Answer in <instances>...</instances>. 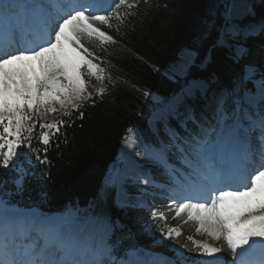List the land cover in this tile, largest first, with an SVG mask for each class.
Wrapping results in <instances>:
<instances>
[{
	"label": "snow or ice",
	"instance_id": "6c2138e0",
	"mask_svg": "<svg viewBox=\"0 0 264 264\" xmlns=\"http://www.w3.org/2000/svg\"><path fill=\"white\" fill-rule=\"evenodd\" d=\"M139 2L112 0L105 6L102 0H31L24 4L0 0V168L18 173V189L29 174L24 163L29 167L48 164L49 145L67 123L63 118L46 121V117L57 112L71 117L93 95L85 76L104 79V69L94 62L100 58L86 42L95 38L103 45L114 42V38L96 25L112 29L110 21L123 23ZM122 8L125 11H120ZM261 31L264 22L243 24L225 12L213 46L230 49L239 61L248 52L241 38ZM196 59V53L189 51L187 63L192 65ZM248 71H254V66L246 65L245 75ZM261 83L264 85V79ZM200 87L194 82L184 97L194 99ZM95 91L102 94L105 88ZM261 104L258 119L248 128L249 133L258 131L259 135L255 143L250 136L243 138L238 164L217 168L213 163L217 158L215 146L197 140L192 143L186 174L176 179L171 173L177 185L168 209L174 211L173 218L186 214L185 222H194L197 234L222 240L233 258L230 264H264V91ZM83 115L79 112L81 118ZM34 137L40 147L33 146ZM168 147L145 151L144 155L168 171ZM151 182L145 179V183ZM157 212L164 217L159 209H154L153 215ZM3 229L0 264H115L112 248L106 243L81 244L65 239L59 229L51 236L38 229V238L25 246L10 222ZM159 231L171 240L182 235L175 226L165 225ZM187 241L191 246L186 242L175 251L176 264H221L225 248L192 235Z\"/></svg>",
	"mask_w": 264,
	"mask_h": 264
},
{
	"label": "trees",
	"instance_id": "16d2710c",
	"mask_svg": "<svg viewBox=\"0 0 264 264\" xmlns=\"http://www.w3.org/2000/svg\"><path fill=\"white\" fill-rule=\"evenodd\" d=\"M229 1H140L123 23L116 21L113 25L116 41L105 55L110 73L102 81L90 77L88 90L93 95L79 111L74 110L71 117L58 115L67 123L49 145V163L35 167L24 163L29 174L23 179L22 189L14 186L17 172L0 168V191L21 207L39 204L53 211L69 204L85 206L92 197L105 196L107 211L118 210L113 194L102 188L114 179L111 167L128 131L145 127L151 108L183 85L181 78L170 76L169 64H165L174 61L182 48L189 47L202 61L208 57L205 64H200L205 66L197 69L201 74L207 73L203 78L216 74L228 80L245 63L253 62L246 58L236 63L228 48L213 46ZM257 5L254 4L252 16L264 20V0ZM250 37L256 42L249 49L251 55H256L255 48L264 44V37ZM100 87L105 91L97 94L95 89ZM182 107L204 120L205 109L192 107L185 99L179 109ZM79 112H83L82 118ZM174 127H180L179 121ZM33 146L40 147L37 140ZM20 159L23 162V157Z\"/></svg>",
	"mask_w": 264,
	"mask_h": 264
},
{
	"label": "rangeland",
	"instance_id": "374dc122",
	"mask_svg": "<svg viewBox=\"0 0 264 264\" xmlns=\"http://www.w3.org/2000/svg\"><path fill=\"white\" fill-rule=\"evenodd\" d=\"M107 1V0H106ZM257 1H259V0H232V1H229V4H228V6H227V10L225 11V12H228L232 17H234L236 20H238V21H240L241 23H243V24H259L260 23V21H257V20H255V18L253 17V16H251L248 12H250V7L252 6V8L254 7V2H257ZM131 2V1H130ZM224 15H225V13L223 14V16H222V22H223V19H224ZM96 26H99L100 27V25L99 24H97ZM262 32H260V34H261ZM252 36H256V35H252ZM251 37L250 36H248L246 39L245 38H241V43H243L244 44V46L247 48V44L249 43V44H254V40H251L250 39ZM87 43L90 45V46H92L93 44H94V46L95 47H97V52H95V54L100 58V55L101 54H104V55H107L108 54V52L110 51V47H108V43H106V44H101L99 41H97L95 38H93L92 40H90V41H87ZM260 46H262L261 48H260V50L258 51V58H257V62H255V63H253V64H251L252 66H254V71H248L247 72V74L245 75V68H244V70H243V74L246 76V78L248 79V80H251V79H253V87L255 88H257V89H264V85H262V83H261V81H262V78H257V77H259V76H263V74H264V44H260ZM90 48V50L92 51V49H91V47H89ZM188 50H189V47H186ZM228 50H230V49H228ZM231 51V50H230ZM93 52V51H92ZM232 52V51H231ZM188 53H189V51H186V52H184V53H181V54H179V57H177L176 59H175V61L174 62H172V64H170V66L168 65L169 63H167V64H165V65H168L167 67H170L171 69H170V72L174 75V77H175V75L176 76H178V77H180L182 80H185V79H187V78H189L190 76L189 75H187V73L189 72V69L193 66V65H195L199 60H201V62H202V58H200V59H196V61H195V63L194 64H192V65H189L188 63H187V59H188ZM233 59V61L235 62V58L234 57H232ZM244 59H245V56L243 57ZM242 58V59H243ZM100 59H102V60H104L102 57L100 58ZM190 80H192V79H190ZM189 80V81H190ZM194 82H199L200 84H201V87H200V90L199 91H197V93H196V95H195V98H194V100H201L202 99V97H203V95H204V91H203V83H202V80L201 79H195V78H193V80L192 81H190V83L188 84V87L187 88H189V87H191L192 86V84L194 83ZM186 88V89H187ZM185 89V90H186ZM190 99H192V98H190ZM183 100V98L181 99V101ZM181 101L179 102V103H177V105L175 106V107H172V109L171 110H175V109H178L179 108V105L181 104ZM173 102V101H172ZM213 101H211V103H212ZM232 104H233V100H229V102L227 103V105L225 106V109H224V111L223 112H221V114H220V116H219V121L216 123V124H212V116H214L215 115V112H214V114H212L213 113V111H212V113L211 114H209V115H207V114H205V118H204V121H208V122H210L211 124H209V128H210V130H212V131H216L219 127L220 128H223L222 127V123L227 119L228 120V125L226 126V127H224V129H225V131H227L228 133H232L233 131H234V129H235V127H237L236 126V124H235V122H234V118H233V116H232V114H231V112H230V110H231V106H232ZM57 107H58V105H57ZM167 108V107H166ZM165 109V108H164ZM164 109H162V110H158V111H156V112H154V113H157V114H159V115H157V118L156 119H154L153 121H151V120H149V122H150V124L149 125H151L152 126V124H153V122H155L156 120H158V118H159V116L161 115V114H168L167 112H165L164 111ZM203 109H205L206 111H207V109L206 108H203ZM192 111V110H191ZM160 112H162L161 114H160ZM59 113H61V112H57V113H54V114H49L47 117H46V121H54L55 119H56V117H57V115L59 114ZM154 113H153V115H154ZM195 114V112H190L189 111V113L186 115V116H184L186 119H189V117L192 115V114ZM152 115V116H153ZM150 126V127H151ZM171 128H173V126H169L167 129H171ZM186 129V128H185ZM184 129V130H185ZM153 132H155V133H153V135L155 136V138H156V142H157V145L159 144V139H158V136H161V135H159L158 134V132H157V130L156 129H154V130H152ZM134 133V132H133ZM175 132H172V133H170V135H169V137H170V141L173 143V141L177 144L178 142H179V140H178V138L177 137H174L173 135H175L174 134ZM238 135V134H237ZM130 137V136H129ZM135 138H136V140L138 141V140H140L141 139V136H140V134H138V133H136L135 134V136H134ZM245 136H240L239 137V142H240V144H242L241 142H242V140H243V138H244ZM131 141H132V139H130ZM141 142L142 141H138V143H137V145H135L134 143H133V146L131 147V148H125V150H126V153H125V150H124V154H128L127 153V151H129V154L130 155H132L133 154V156H137V153H140V156H144V153H145V151H147V152H149V153H152V152H154V151H156L157 150V148H155V150H152V149H150V150H146L145 148H142V150H140V149H138V147H139V145L141 144ZM237 142V141H236ZM236 142H234V143H236ZM233 143V144H234ZM232 144V145H233ZM151 148H153V146H150ZM217 147H219V148H223L224 147V145H222V144H217ZM131 149V150H130ZM238 150H240V149H237L236 151H234L233 153H238ZM242 151V150H241ZM142 154V155H141ZM222 155V153H221V151L219 152V154H218V157L219 156H221ZM150 162H152V163H155L156 164V162L154 161V160H149ZM126 161H124V163H125ZM122 163V162H121ZM123 163V164H124ZM186 164V162H184L183 161V164ZM117 164L115 163V165H114V167L116 166ZM122 165V164H121ZM122 167V166H121ZM120 167V168H121ZM181 167H178V169H180ZM217 168H219V167H217ZM110 172H113V168H111V171ZM141 172L143 173V174H145V171L143 170V169H141ZM120 174V173H119ZM143 174H141V175H139V177H137V176H132V179L130 180V178H129V180L127 181V183H126V181L125 180H120V178L118 179L117 178V182H118V191H117V196H116V201H117V204L118 205H125L126 203H125V198H124V190H123V186L125 185V184H130V183H133V182H137L136 184H138L140 187H142V183L143 182H145V181H143L142 179H145V175H143ZM179 177V176H178ZM120 181L122 182V183H120ZM130 186H134V185H130ZM145 199H147L146 198V196H145V194L144 193H142V197L141 196H138V199H136V202H137V205L138 206H142V205H144V203H145ZM147 201V203H149L150 202V200H146ZM96 205H98L99 203H100V205H102L103 204V202H102V200L101 199H99V200H97L96 202ZM96 207V206H95ZM5 208H8L7 210H9V205L4 201V200H0V210H3V209H5ZM97 208V207H96ZM73 211H72V214H71V216L68 218V217H66V218H62V220H60V222H59V224H58V226L59 227H61L60 229H61V232H62V234L63 235H65V236H67V235H69V233H71V231L75 228V227H77V229H78V227H79V225L80 224H82L83 222H86L87 221V223H86V225H85V228L83 229V230H79V233L77 234V235H79L80 236V238H79V240L80 241H83V243L85 242V240L88 238V236H89V229L90 228H92V226H93V221L94 220H96L95 218H92V219H94L93 221L91 220V217H86L85 219H83V220H81L80 222H76L75 221V215L76 216H79L80 215V213L81 212H79V210H74V209H72ZM26 212V211H25ZM38 212V211H37ZM90 212V211H89ZM95 213L97 212V211H94ZM24 213V212H23ZM65 213V212H64ZM87 213V212H86ZM68 218V219H67ZM38 219H41L40 218V216L38 215ZM79 218L78 217H76V220L77 221H79L78 220ZM41 220H43V219H41ZM97 221V220H96ZM42 222H37V221H34V220H32V219H30L29 220V222H24V224H28V225H31V224H33L34 226H41V227H48V226H51V228H53V224L52 223H50V225H48V226H46V225H42L41 224ZM194 223V222H193ZM191 226L195 229L196 228V224L194 223V224H191ZM65 228V229H64ZM69 228V229H68ZM62 229H64V230H62ZM85 229H87V231H88V233H86L85 232ZM55 229L53 228V231H54ZM96 232H98V231H100V233H97L98 234V236L100 237V244H102V243H104V241H103V239H104V237L107 235V234H109L110 232H111V226L109 225V222L106 220V219H99V221H98V227H97V229L95 230ZM84 232V233H83ZM32 234H34V233H32ZM88 234V235H87ZM47 235H49V233H47ZM86 237V238H85ZM180 238H182V235L180 236ZM185 240H187V238H185ZM196 240H202V241H206V242H209V243H211V244H213L214 246H216V247H221V248H225V245H224V242L221 240V241H214V240H212L210 237H208L206 234H201V236L200 237H198V239H196ZM149 243H150V245H151V247L154 249V250H156V251H160V252H164L165 254H168L169 256H172V258L173 259H175V256H173V252H174V250L173 249H177V248H179V246L180 245H182V244H184L185 242H181L180 240H179V243H178V245L177 244H173V245H171V246H169V242H168V238L167 237H165V236H163V237H161V238H151L150 240H149ZM132 247H136L137 245H135V244H132L131 245ZM172 248V249H171ZM171 250H173V251H171ZM225 250H226V248H225ZM226 251H224V253H225ZM174 255H175V252H174ZM123 258H125V253H124V256H123ZM222 259H225L224 261H226V259H227V257L223 254L222 255ZM221 260V259H220ZM124 263V261L123 260H119L116 264H123ZM228 264H230V263H228Z\"/></svg>",
	"mask_w": 264,
	"mask_h": 264
},
{
	"label": "bare ground",
	"instance_id": "6f19581e",
	"mask_svg": "<svg viewBox=\"0 0 264 264\" xmlns=\"http://www.w3.org/2000/svg\"><path fill=\"white\" fill-rule=\"evenodd\" d=\"M110 0H107V2H109ZM106 2V0H103V2L102 3H105ZM180 99V96L178 95L174 100H173V102H172V105H169L167 108H165L164 109V111L165 112H169L171 109H172V107H175L177 104V102L179 103L181 100H179ZM183 100H184V98H183ZM182 100V101H183ZM182 101H181V103H182ZM174 104H176L175 106H173ZM178 106V105H177ZM180 106V105H179ZM179 109V108H178ZM158 113V112H157ZM157 113H154V115L153 116H151V118L149 119V120H151V121H153L154 119H156L157 118ZM200 120V119H199ZM179 121V120H178ZM200 121H204V120H200ZM234 142H236V139H233V140H231L230 141V143H228V144H226L223 148H221V153H222V155L223 154H228L229 155V157H230V159H231V164L232 165H235V163H239V160H240V156L242 155V149L241 150H238V153L236 152V153H233L234 151H236L237 149H239L238 148V145H237V142L236 143H234ZM234 143V144H233ZM242 143V142H241ZM233 144V145H232ZM131 146H132V141L131 140H129V143H128V148H131ZM131 150V149H130ZM127 155H126V157H125V160L124 161H126L124 164L122 163V167L119 169V173L120 174H118V179L120 178V180H125V175H126V173L131 169V168H133L134 167V159H133V157L129 154V151H127ZM221 155V156H222ZM146 173V172H145ZM150 178V177H149ZM172 182V181H171ZM120 183H122L121 181H120ZM173 184L172 183H169V185H167V186H172ZM6 209H8V208H6ZM72 209H69V210H67L65 213L63 212V213H59V214H56V215H54V216H51V217H49V218H46V219H43V220H41V219H38V215H39V212H37V210H29V211H26V212H21V213H16V212H10L9 213V217L10 216H17L18 217V220H21L22 222L20 223L21 224V226H22V224H24V222H29V220L30 219H32V220H34V221H37V222H42L41 224L42 225H46V226H48V225H50V223H52L53 225V228L55 229V230H57V229H59L60 231H61V227H59L58 226V224H59V222H60V220H62V218H66V217H70L71 216V214H72ZM6 211L3 209V211H0V214H2V213H5ZM40 216V215H39ZM67 218V219H68ZM61 223V222H60ZM86 223H87V221L86 222H83L82 224H80L79 225V227H78V229H77V227H75L72 231H71V233H69V235H67V236H64L65 237V239H69V240H75V241H78V242H80L81 244H84L83 243V241H80L79 240V238H80V236L79 235H77L78 233H79V230L81 231V230H83L84 228H85V225H86ZM39 226V225H38ZM44 227V226H43ZM0 229H1V227H0ZM65 229V228H64ZM64 229H62V230H64ZM69 229V228H68ZM53 232L54 231H51L50 233H49V236H51L52 234H53ZM63 232V231H62ZM85 232L86 233H88V231H87V229H85ZM84 233V232H83ZM88 235V234H87ZM86 238V237H85Z\"/></svg>",
	"mask_w": 264,
	"mask_h": 264
}]
</instances>
